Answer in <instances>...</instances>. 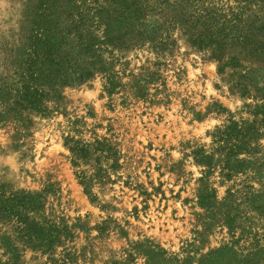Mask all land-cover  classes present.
<instances>
[{
	"label": "rangeland",
	"instance_id": "obj_1",
	"mask_svg": "<svg viewBox=\"0 0 264 264\" xmlns=\"http://www.w3.org/2000/svg\"><path fill=\"white\" fill-rule=\"evenodd\" d=\"M48 3L0 0V194L30 202L0 216V264L264 250V0H178L147 16L144 39L126 22L91 78L40 87L38 112L22 76ZM204 24L220 45L199 46ZM17 219L39 237H21Z\"/></svg>",
	"mask_w": 264,
	"mask_h": 264
},
{
	"label": "trees",
	"instance_id": "obj_2",
	"mask_svg": "<svg viewBox=\"0 0 264 264\" xmlns=\"http://www.w3.org/2000/svg\"><path fill=\"white\" fill-rule=\"evenodd\" d=\"M178 0H49L44 10L41 30L35 34L31 45L30 57L26 62V74L22 76V99L32 110L45 111L44 95L41 86H48L51 93L57 92L60 86L74 82H84L93 76L94 61L106 53L112 54L115 49L125 45L127 32L121 28L129 23V34H136L144 39L145 20L150 13H160ZM47 15V16H46ZM62 18L64 19L61 22ZM119 26V28H117ZM196 41L199 46H218L219 38L223 41V32L215 34L213 27L207 28ZM9 87L0 84L2 98L10 94ZM44 109V110H42ZM27 197L0 194V216L13 214L12 202L30 203ZM10 212V213H9ZM21 237L36 235L37 224L29 220L17 219ZM43 235L49 240L50 229ZM227 247L208 255L201 264H261L264 250L243 255ZM256 252V253H255ZM218 257H221L218 259ZM240 262V263H238ZM155 264V263H152ZM177 264V262L175 263ZM188 264V260L185 261Z\"/></svg>",
	"mask_w": 264,
	"mask_h": 264
}]
</instances>
